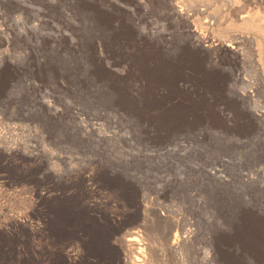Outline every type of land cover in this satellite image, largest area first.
Listing matches in <instances>:
<instances>
[{"label":"rangeland","instance_id":"obj_1","mask_svg":"<svg viewBox=\"0 0 264 264\" xmlns=\"http://www.w3.org/2000/svg\"><path fill=\"white\" fill-rule=\"evenodd\" d=\"M253 1L0 0V264H264Z\"/></svg>","mask_w":264,"mask_h":264},{"label":"bare ground","instance_id":"obj_2","mask_svg":"<svg viewBox=\"0 0 264 264\" xmlns=\"http://www.w3.org/2000/svg\"><path fill=\"white\" fill-rule=\"evenodd\" d=\"M249 16H250V14H246L241 18L242 24L244 26H246V28H250V31L252 29H255L256 31L258 30L261 33H264V23H263L264 21H263V19L261 21L262 22L261 24H257V22L259 23V21L254 20V18L251 19ZM225 46H227V45H225ZM228 46H231V45L229 44ZM154 210L156 211V209H154ZM158 211H160V210H158ZM158 215L163 221L164 220L167 221V219L169 217L168 215H166L164 213H161V214L159 213ZM159 217L158 218L156 217V220L159 219ZM147 221H149V219ZM145 223H147V222L145 221ZM140 232H141V229L139 231L132 232L129 235L126 234V236L124 235V237H121L120 239L118 238V244H119V246L121 248V252H122L121 256H123V258H118L119 261L121 262V264H153V261L155 259L151 258V246L147 241H144L141 239L142 236L140 235ZM170 240H171V238L169 237V243H170ZM135 254H137V255H135Z\"/></svg>","mask_w":264,"mask_h":264}]
</instances>
